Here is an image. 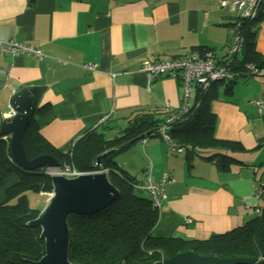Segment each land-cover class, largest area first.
<instances>
[{"label":"crops","instance_id":"crops-1","mask_svg":"<svg viewBox=\"0 0 264 264\" xmlns=\"http://www.w3.org/2000/svg\"><path fill=\"white\" fill-rule=\"evenodd\" d=\"M228 5L220 0H0V39L43 55L0 52V122L12 112L10 96L28 86L43 87L36 124L61 153L92 128L107 138L117 135L136 111H157L159 119L177 115L183 106L180 81L168 75L148 78L137 68L145 60H167L200 47L223 55L235 16ZM255 49L264 57V18ZM197 91L190 88V105ZM215 91L218 98L210 102L215 137L244 148L222 149L236 159L227 170L204 158L216 151L195 149L189 163L184 150H170L161 136L145 143L136 139L117 159L142 183V166L149 161L153 181L163 171L171 175L155 236L208 239L264 207V195L254 198L264 182V116L249 103L264 96V76L238 75L229 90L216 86ZM17 179L12 174L1 185Z\"/></svg>","mask_w":264,"mask_h":264},{"label":"trees","instance_id":"trees-1","mask_svg":"<svg viewBox=\"0 0 264 264\" xmlns=\"http://www.w3.org/2000/svg\"><path fill=\"white\" fill-rule=\"evenodd\" d=\"M262 18L264 0L252 18L241 17L235 12L230 25L233 28L239 22L237 30L243 39L238 64L252 62L264 67V57L255 49L257 26ZM205 49L209 48L200 47L193 51ZM217 85L218 82L204 91L197 88L194 103L167 122L165 133L175 148L185 151L184 158L189 163L195 149H212L216 152L204 158L213 161L219 169L227 170L236 159L222 153V149L242 152L244 148L239 142L221 140L214 135L215 116L210 111V102L218 98ZM229 85L225 84V91L229 90ZM42 111V107L36 108L22 134L26 158L48 154L60 165H71L77 171L102 168L108 181L118 190V195L100 211L67 216L68 259L71 263L149 264L182 251H192L200 256L246 257L253 260L251 264H264V207L241 225L204 240H184L152 233L160 207L154 205L147 190L140 188L142 182L118 165L116 156L136 139L160 136L158 129L169 113L159 119L157 111H136L117 135L107 138L92 128L78 138L68 152L61 153L39 132L35 119ZM8 142V136H0V185L13 171L18 179L5 189L6 198L0 202V264H30L44 255V242L39 237L40 229L29 224L39 211L28 205L26 192H50L51 181L45 167L28 171L18 168Z\"/></svg>","mask_w":264,"mask_h":264},{"label":"water","instance_id":"water-1","mask_svg":"<svg viewBox=\"0 0 264 264\" xmlns=\"http://www.w3.org/2000/svg\"><path fill=\"white\" fill-rule=\"evenodd\" d=\"M43 87H22L14 92L9 103L10 116L0 122V136L9 137V150L14 163L23 170L60 165L48 154L27 159L22 145V134L37 108ZM99 161V157L96 159ZM51 191L43 208L29 222L40 229L39 237L44 242V255L30 264H73L68 259L69 214H92L106 207L118 190L108 181L106 174L82 172L74 177L61 174L50 175ZM246 257L200 256L192 251H182L168 258L149 264H251ZM124 264V263H122Z\"/></svg>","mask_w":264,"mask_h":264},{"label":"built area","instance_id":"built-area-1","mask_svg":"<svg viewBox=\"0 0 264 264\" xmlns=\"http://www.w3.org/2000/svg\"><path fill=\"white\" fill-rule=\"evenodd\" d=\"M260 2L261 0H233L228 3L226 0H220V5L225 6L229 4L230 9L237 12L241 17L252 18L255 16ZM238 25L239 22L235 23L233 28L231 27L228 48L223 55H216L211 49H205L202 52L192 51L183 56L167 60H145L138 66L137 71L146 74L148 78L168 75L180 81L183 91V106L178 111V114L184 112L190 106L188 98L191 87L204 91L219 81H222L224 84L230 83L238 75L264 76V67L252 62L238 64V55L241 53L243 47L242 36L237 30ZM0 52H10L12 54L28 52L37 57L43 56L40 50L32 49L16 40L3 41L0 39ZM249 103L255 108L259 116H264V96L251 99ZM177 115L169 116L159 127L158 131L170 149L180 151L181 148H175L173 141L165 133L167 122L176 118ZM149 139L150 137L145 136L141 141L145 143ZM146 167L147 169L143 171L145 181L140 185V188L147 190L151 194L154 205L159 208L161 201L166 198L164 186L170 181V176L168 172L163 171L158 180L153 181L151 178L152 165L150 161L146 164ZM45 173L48 175L61 174L66 177H74L82 172L77 171L71 165L65 164L57 167H46ZM263 193L264 182L256 186L254 198H260Z\"/></svg>","mask_w":264,"mask_h":264},{"label":"rangeland","instance_id":"rangeland-1","mask_svg":"<svg viewBox=\"0 0 264 264\" xmlns=\"http://www.w3.org/2000/svg\"><path fill=\"white\" fill-rule=\"evenodd\" d=\"M231 1H233V0L228 1V3H230ZM223 86H224V83L222 81H219L217 87L218 88H222ZM121 152H123V151H121ZM121 154L122 153L119 152L117 154V156H116V159H120L121 158ZM62 165H65V164H62ZM53 167H57V166H53ZM142 168H143V170H146L147 169L145 163L142 166ZM100 171H102V172H104L106 174V171L104 169H102V168L95 169V170H91L89 172H100ZM12 174H16V172H14V171L11 172L5 178H7L8 176H11ZM4 179H3V181H4ZM6 187H7V185H4V184L3 185H0L1 190H3V196H0V201L2 199L6 198V195H5V189H6ZM38 194H40V195H38ZM8 197H10V196H8ZM26 197H27V200L30 203V207H32L33 209H36V210L40 211L43 208L44 203H45L46 199L48 198V195L47 194H44L43 192H38L37 193L35 191H27L26 192Z\"/></svg>","mask_w":264,"mask_h":264},{"label":"clouds","instance_id":"clouds-1","mask_svg":"<svg viewBox=\"0 0 264 264\" xmlns=\"http://www.w3.org/2000/svg\"><path fill=\"white\" fill-rule=\"evenodd\" d=\"M224 86H225V84H224ZM45 168H46V167H45ZM80 172H81V171H80ZM87 172H89V171H87ZM49 176H50V175H49ZM47 193H48V195H49L50 192H47Z\"/></svg>","mask_w":264,"mask_h":264}]
</instances>
